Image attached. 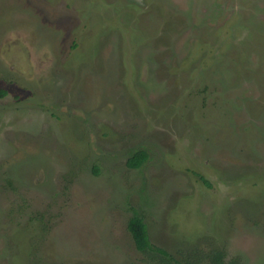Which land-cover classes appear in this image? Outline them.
Returning <instances> with one entry per match:
<instances>
[{"label": "rangeland", "instance_id": "1", "mask_svg": "<svg viewBox=\"0 0 264 264\" xmlns=\"http://www.w3.org/2000/svg\"><path fill=\"white\" fill-rule=\"evenodd\" d=\"M214 252L264 264V0H0V264Z\"/></svg>", "mask_w": 264, "mask_h": 264}, {"label": "trees", "instance_id": "2", "mask_svg": "<svg viewBox=\"0 0 264 264\" xmlns=\"http://www.w3.org/2000/svg\"><path fill=\"white\" fill-rule=\"evenodd\" d=\"M144 159L145 155L141 151H138L127 161V165L131 168H138ZM130 227L136 249L141 252L152 250V245L147 238L146 226L142 219L134 215L130 220ZM209 264H224L221 253H211L209 255Z\"/></svg>", "mask_w": 264, "mask_h": 264}]
</instances>
